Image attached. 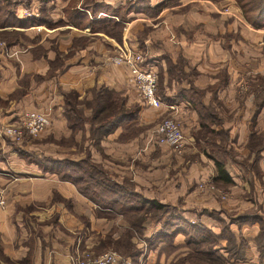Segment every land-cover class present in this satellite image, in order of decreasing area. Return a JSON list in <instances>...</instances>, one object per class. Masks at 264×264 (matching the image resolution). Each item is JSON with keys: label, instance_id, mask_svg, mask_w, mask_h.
<instances>
[{"label": "crops", "instance_id": "obj_1", "mask_svg": "<svg viewBox=\"0 0 264 264\" xmlns=\"http://www.w3.org/2000/svg\"><path fill=\"white\" fill-rule=\"evenodd\" d=\"M205 1L149 0L145 14L130 11L121 20L116 17L117 14H114V20L113 15L109 14L116 10L112 0L97 1L96 4L85 6L82 11L78 5L67 10L68 0H30L28 5L18 3L14 8L15 16L22 23L28 19L35 20V23L22 27H0V35L7 30H17L33 37L39 36V39L33 38L29 42L14 40L8 47L9 40L0 37V42L5 43L4 47L0 44V122L14 120L28 106L50 114L49 130H63L67 134L73 129L66 122L64 94L75 91L79 97L86 99L101 87H106L113 96V102L114 97L122 98L121 104L125 107L123 115H126L118 113L116 118L111 121L108 119L109 128L105 127V117L102 121H95L93 116L83 122L84 134L100 132V145L106 146L103 152L108 155L136 157L138 151H146L149 134L138 149L137 136L134 133L128 136L125 125L135 119L137 123L138 120L130 108L131 103L135 105L136 91L125 83V67L108 60L117 47L139 50L136 46L139 38L143 39L149 52L147 61L150 62V58L155 56L154 51H164L160 58L163 75L169 74V68L184 71L185 63L210 75L220 66L226 65L230 70L227 65L230 61L232 69L226 73L227 81L216 88L215 93L248 91L251 82L244 83L242 80L254 81L259 76L250 74L251 70L245 67V61L238 63V52L236 61L229 56V52L234 55L238 47L235 44L237 40L246 45H250L252 40V45L258 43L264 47L260 37L264 31L260 32L259 28L251 27L242 19L233 3L222 9V6L211 7ZM67 11L85 13L83 21L81 17L75 18L81 20V24L73 23ZM156 22L157 25L154 24ZM89 25L93 28H87ZM142 25L151 28L159 25L161 29H168L171 37L161 33L158 37L161 40L155 42L154 37L146 35L143 38L136 32ZM38 28L42 31L38 32ZM221 32L224 33L222 40L217 38ZM45 39L54 44L49 48L45 45ZM255 48L258 49V46ZM152 61L151 66L155 67ZM184 81L181 77L172 78L167 86L169 95L165 96L170 102L160 107L145 104L147 107H144L143 112L148 114L172 106L186 140V137L194 139L193 136L189 137V131L199 127V108H205L211 101L201 99L197 90ZM171 86L174 88L171 89ZM257 89L262 90V87L257 84L254 90ZM170 94H174L173 97H169ZM218 97L221 98L220 95ZM90 100L87 98L86 101ZM244 103L246 108L249 107L248 99L245 98ZM260 105L263 108L264 103ZM235 119L224 127L232 144L245 145L247 141L259 138V133L264 138L263 125L259 129V123H264L263 117L246 114ZM146 122L147 119L142 120V123ZM91 124L96 126L92 127ZM249 125H254L253 130L249 129ZM80 132L79 137L82 134ZM76 137L77 134L74 139ZM263 148L257 149L256 155L242 148V156L248 154L247 161L252 162V170L232 160V164L225 165L231 178V182L226 183L230 194L216 207L219 210L211 212L203 219V225H198L194 230L198 241L196 246L206 247L208 242L210 263L264 264ZM0 172V185L6 197L5 206L0 208V264H70L73 255L101 245V239L111 229L114 239H121L123 224L114 228L113 222L100 214L101 209L82 194L76 183L25 161L16 148L1 139ZM205 233L209 235L208 238H205ZM183 237V230H178L172 237L175 243L172 242L171 246L177 245L178 256L187 253V247L182 246L185 245ZM139 250L134 264L152 263V250ZM159 261L164 262L161 257Z\"/></svg>", "mask_w": 264, "mask_h": 264}, {"label": "rangeland", "instance_id": "obj_2", "mask_svg": "<svg viewBox=\"0 0 264 264\" xmlns=\"http://www.w3.org/2000/svg\"><path fill=\"white\" fill-rule=\"evenodd\" d=\"M2 1L4 0H0V4L5 3V1ZM97 1L100 3V0H68L66 9L71 10L72 7L78 5L77 7L82 11L85 6L96 4ZM112 1V4L116 7L115 11L110 10L113 14L109 13L113 15V20L115 19L114 14H117L116 17L121 20L127 11V7L133 3L142 5L143 11L138 13L145 14L146 12L143 5L144 3L138 0ZM230 2L236 7L235 0H207L204 3L210 4L211 7L216 6L221 8L222 6L223 9V7L228 6ZM197 6L199 5L197 4ZM199 8H201V6H199ZM239 13L242 19H244L240 10ZM154 24L157 25V22ZM36 30L38 32L42 31L41 28ZM259 30L262 32L264 28L261 27ZM136 32L143 38L146 35L154 37L155 40L153 42L161 40L158 38L161 33L171 37V35L168 34L170 31L168 29H161L159 25L156 28H151V26L144 27L142 25ZM241 34L243 33L241 32ZM223 35L224 33L221 32L218 34L217 38L222 40ZM0 37L9 40L8 47L13 44L12 42L14 40L20 39L21 41L29 42L33 38L34 40L39 39L37 38L39 36L33 37L31 34L17 30L4 31ZM260 37L264 43V32L260 33ZM257 38H259L258 35ZM44 41L45 45H48L49 48L54 44L53 42L48 43L47 39ZM252 43V40H250V45H246L244 42L240 43L237 40L235 41V44L238 46L237 50H235L236 52L234 55L232 52H229V56H231L234 61H236L235 57L238 52L240 55L239 60L237 58L238 63L242 64L241 62L245 61V67L251 70L250 74L259 76V79H254V81H252V79L251 81L249 79L242 80L244 83L245 81L251 82L248 91L243 93H231L229 91L215 93V89L221 85L223 86L227 81L226 73L232 69V62L230 61V63H227L230 70L226 65L220 66L215 68L216 71L210 73V75L207 74L209 72L204 73L202 70L195 69L190 63H185L186 67H184V71L178 72L172 68L175 75L170 73L168 75H163L161 71L163 62H160V58L164 55V51H154L153 55L155 56L150 58L149 64L151 65V60H153L152 62H154L155 67L152 68L156 72L158 79L157 93L162 100V104L168 103L165 97L169 95V93H167V86L170 84L171 79L175 77L184 78V83H189L194 90H197V95L201 99L208 102L211 101L205 108H199V127L189 131V137L193 136L194 139L186 137L185 146L180 153L173 151L166 145H159L154 140V128L161 119L166 117L177 119L174 116L176 115L175 108L168 109L165 107L166 109L161 111L154 110L152 113L148 112V114H145L143 111L144 107H147V105H145L146 103L137 92H135L134 98L135 105L131 103L130 106L138 119L137 123L135 119L134 122L125 125L127 126V132H129L127 133L128 136H132L133 133L137 136L138 149L141 146V141L149 134L150 141L148 136L147 150L138 151L136 157L122 156L121 158L103 152V147L106 146L100 145L99 137L101 133L94 131L93 133H89V135H85L83 131V122L88 121L91 114H95V121H99L101 118L105 117V125L108 127L110 125L108 119L111 121L114 117H117L118 113H120L121 116L124 114L123 111L125 107L121 104L122 98L119 96L114 97L115 101L113 102V96L106 87H101L87 96L86 99L84 97H79L75 91H69L67 95L64 94L65 106L67 108L70 106L69 109L73 108L74 111L71 122H75L73 127L70 126L68 116L67 114L65 115L68 127L73 129L70 132L68 131L67 134L63 130H57L55 132L49 130L51 127V116L48 112L26 106L24 108L25 110L21 111L14 120L0 122V139L9 143L11 147L16 148L19 155L29 163H35L37 165L41 163L47 165L46 167L59 165L62 170L59 171L58 175L61 178L62 175H66V173L71 176L82 175L81 170L70 165L69 161H72L78 162L83 169L90 172L93 179H97L98 177V179H104L106 182L115 183L116 186L119 187H113V190H110L111 192L103 191L99 188L94 189L99 193L100 197H112L118 201V203L115 205L113 204V206L108 205L109 207L107 206L105 211L101 210L100 214H103L111 220L114 228L123 224L121 239L115 240L114 236H112L113 232L111 229L109 234L101 239V245L84 251H91L95 255L106 251H114L122 257H129L134 263L137 258H133L138 256L140 253L139 249L141 248L146 251L152 250L151 255L154 259L150 264H213L210 263L209 260H204L203 257L195 254L191 255L190 252L198 246L189 243V240H197V235L194 230L197 229L198 225H203V219L207 218L211 212H217L219 209H216V207L218 208V205L225 201L227 199L226 197L230 194V191H228L229 185L226 187V183L214 181L216 175L214 159L219 160L224 167L226 164H232V160L252 170V162L248 163V154L242 156V148L248 149L249 154L256 155L257 149L264 147V138L262 139L260 137V133L259 138H253L247 141L245 145L240 146V144H232V140L228 138V132L225 133L224 130V127L229 126L228 122L236 121L235 118L239 115L244 116L247 114L251 117L259 116L264 119V106L262 108L260 105L262 102L264 103V92L263 90H254L257 84L264 87V47L260 46L258 43L254 45H252ZM0 44L1 46L3 45V47L5 46L4 42H0ZM165 44L168 46L167 43ZM136 46L139 50L121 46L117 47L115 52H119L122 49H131L141 52L146 59H149V52L142 38L138 39V45ZM163 46L165 45L163 44ZM256 46H258V49L255 48ZM114 53L109 56L108 60L115 65H119L112 60ZM125 83L131 88L126 82V78ZM173 88L174 86H171V89ZM100 94H102V97ZM173 95L174 94H170L169 97H173ZM218 95H220L221 98H219ZM87 98L92 100L88 102L86 101ZM245 98L249 101V107L247 108L244 103ZM171 99L177 100L176 98ZM20 104L23 105V102ZM118 106L120 112L117 108ZM100 108L104 109V111L101 112ZM32 110L42 112L46 114L48 118V124L36 134L29 133L24 127L25 121L21 123V118L24 120V114ZM211 114L214 116L211 117ZM144 119H147L146 123H142ZM16 123L18 125L20 123L23 125V127L20 125L18 126L20 133H13L6 130L7 127ZM262 125L264 135V123H259V129ZM91 126L94 127L96 124H91ZM250 128L253 130L254 125H249V129ZM79 132L82 133L81 137H79ZM75 134H77L76 139H74ZM109 144H111L110 141ZM56 161H58L57 164ZM94 169L98 170L100 175L103 174L104 178H101ZM0 187L3 189L1 185ZM124 190L131 191V194L125 196ZM139 196L147 201L155 200L159 202L162 208L156 209L153 207L151 208L150 205H143L141 211L122 214L120 208L127 205L137 206L140 202ZM95 205L97 206V204ZM100 206L102 207L101 204ZM130 221L136 223L135 226H130ZM178 230H183L184 237L182 239L185 245L182 246L187 247V253L179 256L177 254V245L175 247L171 246V243H175V241L170 239ZM165 232H171L172 237L162 236ZM205 234L207 235L205 238H208L209 235L207 233ZM158 235L161 236L159 237ZM150 241L151 243L149 244L148 242ZM188 253L191 255L190 257H186ZM76 256L77 254L71 257L70 264L72 259ZM160 257L164 262L161 263L159 261Z\"/></svg>", "mask_w": 264, "mask_h": 264}, {"label": "trees", "instance_id": "obj_3", "mask_svg": "<svg viewBox=\"0 0 264 264\" xmlns=\"http://www.w3.org/2000/svg\"><path fill=\"white\" fill-rule=\"evenodd\" d=\"M5 3H1L0 4V27H11V26H21L22 25H32V23H35V20L33 19H28L25 21V23H22L23 21L18 19L15 16L14 13V8L18 3H22L24 5H28L30 0H17V1H9V0H4ZM2 1V2H4ZM42 2L48 1V0H40ZM139 2H143L144 4V9L145 11L147 10V7L149 6V0H138ZM235 4L236 7L240 10L243 18L246 20V22H248L251 26H253L254 28H264V0H235ZM142 5H139L138 3H133L131 5H129L127 7V11L126 12H130V11H143L141 7ZM68 15L70 16L69 18L71 19V21L73 23H77L78 25L81 24V20L83 21L85 13L81 12V11H67ZM77 17V19H79V17H81V20H77L75 19ZM77 20V21H76ZM37 22V21H36ZM87 28L91 29L93 28L92 26H87ZM143 63L145 64H149V61L146 60V58L143 56ZM169 73L172 74V69H168ZM173 75H175L173 73ZM158 81V79H157ZM262 87V85H261ZM262 90L264 92V87H262ZM168 100V99H167ZM167 102H170L169 100ZM70 108V106H68ZM66 109L67 115L69 116V124L70 126H74L75 122H71L72 117L74 116V111L73 108L72 109ZM93 114H91V116L89 118H93V116L95 117V114L92 116ZM125 116V115H123ZM103 118H101L100 120H103ZM95 120V119H94ZM110 124V123H109ZM107 125H105L106 127ZM110 126H108L109 128ZM264 141V139H263ZM70 165L77 168L78 170L82 171V175H76V176H71L68 175V173H66V175H62L63 179L66 180H71L74 183H76L78 185L79 190L82 192V194L88 196V198L90 200H92L95 204H97V207L99 209H101L102 211H105V209H107L106 207L109 206H113V204L115 205L116 203H118V201L112 197L110 198H102L100 197L99 193L95 191L94 188H99L102 189L103 191H108L111 192L110 190H113V187H118L116 186L115 183H111V182H106L104 181V179H93L92 175L90 174V172H88L86 169H83L82 166H80V164H78V162H72L69 161ZM215 165H216V176L214 177V181H222L223 183H230L231 182V178L229 176V174L227 173V171L225 170L224 165L219 161V160H215ZM58 163V161H56V164ZM38 166L42 169V170H46V171H54L56 173H59L61 169V167L59 165H52L50 167H46L47 165L44 164H38ZM94 171L100 175L99 171L94 169ZM101 178H104L103 174L100 175ZM119 188V187H118ZM126 194L125 196H129L131 193V191L128 190H124ZM140 198V202L138 203V205H127L125 207H121V213H128V212H133L135 213L136 211H141L143 209V205H150L151 208H162V205L155 201H147L143 198ZM100 201V202H99ZM100 204L102 205V207L100 206ZM108 206V207H109ZM136 223H133V221H130V226H135ZM172 233H167L165 232L164 234H162V236L164 237H172L171 235ZM159 237L161 235H158ZM172 239V238H170ZM190 241V242H189ZM189 243H193L195 245L198 244V241L195 239L189 240ZM149 244L151 243L148 242ZM205 247V245L202 246H198L195 247V249L192 250V252H190L191 255H197L200 257H203L204 260H208V258L211 256V254H209L207 245L205 248L199 249V247ZM189 253L186 255V257H190ZM137 256V255H136ZM135 259V257L133 258Z\"/></svg>", "mask_w": 264, "mask_h": 264}, {"label": "built area", "instance_id": "obj_4", "mask_svg": "<svg viewBox=\"0 0 264 264\" xmlns=\"http://www.w3.org/2000/svg\"><path fill=\"white\" fill-rule=\"evenodd\" d=\"M24 13L28 14L27 11ZM113 62L125 67L126 82L133 87L144 102L152 107H159L162 104L159 94L157 93V74L152 66L143 63V55L139 51L131 49H122L115 52L112 57ZM172 108V106H168ZM25 116V117H24ZM24 127L31 134L41 131L47 124L46 114L39 111H28L24 114ZM19 124L23 127L22 124ZM17 123L6 130L18 132ZM154 140L159 145H166L173 151L180 153L186 143L185 135L180 122L173 117L161 119L154 128ZM6 203L4 190L0 187V208ZM134 264L129 257H122L114 251H106L100 254H93L91 251H83L77 254L71 261V264Z\"/></svg>", "mask_w": 264, "mask_h": 264}]
</instances>
